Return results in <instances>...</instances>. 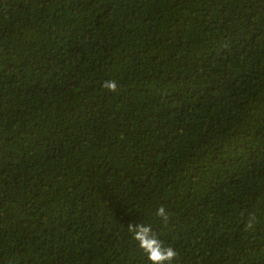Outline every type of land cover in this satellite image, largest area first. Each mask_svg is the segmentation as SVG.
I'll return each mask as SVG.
<instances>
[{"label":"trees","instance_id":"1","mask_svg":"<svg viewBox=\"0 0 264 264\" xmlns=\"http://www.w3.org/2000/svg\"><path fill=\"white\" fill-rule=\"evenodd\" d=\"M141 221L264 264V0H0V264H150Z\"/></svg>","mask_w":264,"mask_h":264},{"label":"clouds","instance_id":"2","mask_svg":"<svg viewBox=\"0 0 264 264\" xmlns=\"http://www.w3.org/2000/svg\"><path fill=\"white\" fill-rule=\"evenodd\" d=\"M101 86L109 93H118L121 89V85L116 79H105ZM154 215L159 221V227L166 228L172 213L167 211L164 205H159ZM246 227L252 228L253 225L248 223ZM127 230L131 239L136 242V246L145 254L150 264H174L177 260V250L160 238L158 230L151 223L145 221L129 222Z\"/></svg>","mask_w":264,"mask_h":264}]
</instances>
